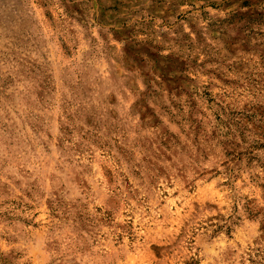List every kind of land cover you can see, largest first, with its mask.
I'll use <instances>...</instances> for the list:
<instances>
[{"label": "rangeland", "instance_id": "374dc122", "mask_svg": "<svg viewBox=\"0 0 264 264\" xmlns=\"http://www.w3.org/2000/svg\"><path fill=\"white\" fill-rule=\"evenodd\" d=\"M0 264H264V0H0Z\"/></svg>", "mask_w": 264, "mask_h": 264}]
</instances>
